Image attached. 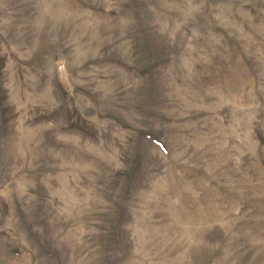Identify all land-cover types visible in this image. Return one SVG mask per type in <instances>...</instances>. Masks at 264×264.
Instances as JSON below:
<instances>
[{
  "label": "rangeland",
  "instance_id": "1",
  "mask_svg": "<svg viewBox=\"0 0 264 264\" xmlns=\"http://www.w3.org/2000/svg\"><path fill=\"white\" fill-rule=\"evenodd\" d=\"M0 264H264V0H0Z\"/></svg>",
  "mask_w": 264,
  "mask_h": 264
}]
</instances>
